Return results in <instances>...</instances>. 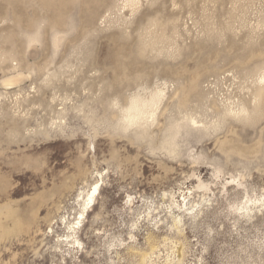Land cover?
Wrapping results in <instances>:
<instances>
[{
    "label": "rangeland",
    "instance_id": "rangeland-1",
    "mask_svg": "<svg viewBox=\"0 0 264 264\" xmlns=\"http://www.w3.org/2000/svg\"><path fill=\"white\" fill-rule=\"evenodd\" d=\"M263 73L264 0H0V264H264Z\"/></svg>",
    "mask_w": 264,
    "mask_h": 264
},
{
    "label": "bare ground",
    "instance_id": "bare-ground-1",
    "mask_svg": "<svg viewBox=\"0 0 264 264\" xmlns=\"http://www.w3.org/2000/svg\"><path fill=\"white\" fill-rule=\"evenodd\" d=\"M259 81L260 82H264V73L261 75V76H259ZM160 98H159V93H156L155 95H153L152 97H151V99L150 100H145L144 98H140L139 96L137 97L136 96V98L133 100V101H131L132 103L130 104V106H129V108H128V111H127V114H128V116L127 117H130V118H132V120H133V118L134 117H136V115H138V114H143V113H149V111H148V108L152 105H156V103H157V101L159 100ZM242 106V105H241ZM231 108H229V110H230ZM234 110V109H233ZM232 110V111H233ZM132 111H133V113H132ZM242 111H245V108L244 107H242V108H240V112H242ZM228 112V111H227ZM234 112V111H233ZM232 112V113H233ZM145 113V114H146ZM153 115V112H152V114L150 113V116H152ZM141 117V116H140ZM141 118H143V116L141 117ZM129 119V118H128ZM135 120V119H134ZM139 120V119H138ZM192 123H196V121L194 120V119H192ZM97 191V185H95L94 187H93V189H92V192H91V196L88 198V203L86 204V206H88L91 202H92V196L95 194V192Z\"/></svg>",
    "mask_w": 264,
    "mask_h": 264
}]
</instances>
